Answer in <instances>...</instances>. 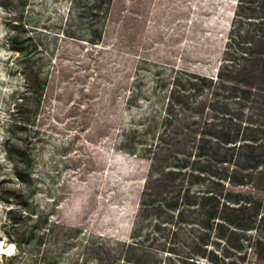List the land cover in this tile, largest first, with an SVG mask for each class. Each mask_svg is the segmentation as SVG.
I'll return each mask as SVG.
<instances>
[{"label": "rangeland", "instance_id": "rangeland-1", "mask_svg": "<svg viewBox=\"0 0 264 264\" xmlns=\"http://www.w3.org/2000/svg\"><path fill=\"white\" fill-rule=\"evenodd\" d=\"M246 53L248 62L237 59ZM172 97L182 105L171 108ZM169 115L176 142L160 146ZM252 122L264 129V0H0L1 244L12 243L14 195L50 216L30 255L12 258L14 245L0 264H197L188 247L207 227L192 196L227 195L264 212L261 168H253L264 150L252 159L243 141L227 151L220 138L234 140ZM178 194L184 211L170 254L142 199ZM240 234L233 264H264V249L250 247L264 234ZM212 241L216 253L227 246L217 234Z\"/></svg>", "mask_w": 264, "mask_h": 264}, {"label": "trees", "instance_id": "trees-1", "mask_svg": "<svg viewBox=\"0 0 264 264\" xmlns=\"http://www.w3.org/2000/svg\"><path fill=\"white\" fill-rule=\"evenodd\" d=\"M99 1V0H98ZM240 33L237 30H234L232 32V39L230 40V46L235 45V42L239 39ZM10 41H18L15 38H11ZM18 50L23 52V48L16 47ZM229 50V47L227 49V53ZM247 54V53H246ZM247 55H241L238 56L237 59H244L245 61H249L250 59L247 57ZM236 59V57H235ZM29 78L32 80L33 84L35 85V89L38 88V79L35 74L32 72L29 75ZM178 85H176V88ZM176 88L174 91H176ZM170 107L174 106H181L182 102H180L179 99H175V97H172L169 99ZM174 119L171 115H169L168 118H166L163 121V128L162 130L157 133L156 139L157 143H160V146L165 145H171L175 144L176 142V131L174 130ZM260 125L258 123H250V125L242 126L239 125V128L237 130V136L234 140L227 139L225 137L221 139V143L223 145H227V151H232L236 148L237 143H240L243 141V144L240 145L242 147H250L252 154L250 155V158L255 159L256 156L254 153L258 149L264 150V137L261 138L262 140L254 141L251 136L254 135V133H257L258 131L261 132V134L264 135V129H260ZM264 126V125H262ZM247 132H250V135H247ZM227 136L229 134H226ZM240 136V137H239ZM230 138V137H229ZM208 142V141H207ZM198 149V146H195V149ZM16 152L18 156L25 155V151L19 148H14L11 150V152ZM197 151V150H196ZM214 155L219 154V151H214ZM155 155V153H154ZM179 161H182L183 159H178ZM154 159L152 158V164L155 167ZM188 163V162H186ZM174 165V164H173ZM183 163L179 164L175 163L174 166L176 168H182ZM264 164L262 163H256L253 168L257 170V168H261L257 172L256 180L257 185H255V188L258 186L259 180L264 182ZM17 167V165H16ZM24 174L27 176H30L29 173H25L24 171H18L17 176L23 180ZM173 174L172 171H162L161 175L169 176ZM214 194V193H213ZM17 198L21 199L19 209L17 208H10L8 211L9 215V221L10 226L12 227V231H6L10 242L14 243L15 247L17 248V251L11 255L12 258L18 257L19 254L25 253V254H31L33 250L40 245V243L43 240V233L41 227L47 226L49 224L50 216L49 214H44V212L40 211L38 213L36 210L34 211L31 203L26 199L23 195H14ZM156 197V198H155ZM153 199H147L145 198V195L142 199V211L148 210L153 213L154 217L157 218L158 223L155 224L154 233L157 236H160L163 241L164 249L170 254H176L177 249V240L179 239V229L177 228V223L179 221V216L183 214V209L180 208V199H184V196L181 194L177 195L176 199H170L166 198H160L155 196ZM195 199L200 200L198 202V207L200 206V209L197 210V216L200 220L206 221L204 225H206L207 229L205 232H195L193 233L194 240L193 245L189 246L188 248L192 251L191 253H195L194 257H191L193 261L197 264H201V259H205L211 263L218 264V254H221L223 258H227L229 261V264H233L234 258L236 255H234V251L240 252V246L237 244L238 242L243 239V234H240L242 232H248V231H255L258 232L259 237H261L264 234V212H259V205H256L254 202L251 201H238L233 202L231 199L227 198V195L223 196L222 201L217 198V195H206L203 197H197L192 196ZM211 204L212 207L209 210L207 208V204ZM225 212L228 213V215L236 217L243 225H230L231 223H227L225 220H221V216L219 215V212ZM170 213V217H166L165 215L167 213ZM175 213H177V217L175 220ZM178 219V220H177ZM156 220V219H155ZM173 222V228L174 229H168L163 227L165 223ZM236 224V223H235ZM221 231H225L224 233H221ZM260 232V233H259ZM42 233V234H41ZM192 234V233H191ZM217 234V239H220L221 241H224L225 244H227L226 247H222L218 251V253L215 252L213 248H215V244L212 241V238L215 237ZM229 236L233 238L235 241L234 243H231L229 241ZM152 241L158 240L159 238H151ZM228 242V243H227ZM171 246V247H170ZM250 247H255V249H264V244H262L261 241H258V239L251 243ZM48 253L44 254V263L47 260ZM239 259L241 257H238Z\"/></svg>", "mask_w": 264, "mask_h": 264}, {"label": "bare ground", "instance_id": "bare-ground-1", "mask_svg": "<svg viewBox=\"0 0 264 264\" xmlns=\"http://www.w3.org/2000/svg\"><path fill=\"white\" fill-rule=\"evenodd\" d=\"M1 243H2V242L0 241V245H1V250H0V251H2L3 253H7V251H9V250H10V252H11V249L14 248V244H13V243H11V244H9V245H7V246H3ZM2 252H1V253H2Z\"/></svg>", "mask_w": 264, "mask_h": 264}]
</instances>
